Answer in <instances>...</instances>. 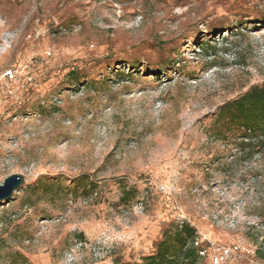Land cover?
<instances>
[{"label":"rangeland","instance_id":"374dc122","mask_svg":"<svg viewBox=\"0 0 264 264\" xmlns=\"http://www.w3.org/2000/svg\"><path fill=\"white\" fill-rule=\"evenodd\" d=\"M11 67L0 264H141L182 222L264 264V151L216 121L264 84V0H0Z\"/></svg>","mask_w":264,"mask_h":264},{"label":"trees","instance_id":"16d2710c","mask_svg":"<svg viewBox=\"0 0 264 264\" xmlns=\"http://www.w3.org/2000/svg\"><path fill=\"white\" fill-rule=\"evenodd\" d=\"M74 76L75 73H70ZM218 126L222 129H241L239 146L241 152L253 149L264 151V84L253 86L239 98L225 104L219 109L216 117ZM82 192L94 185H87L80 179ZM135 196V190L125 191L121 200L128 204ZM196 230L186 222H182L172 232L162 235L155 253L143 259L141 264H195L198 250L190 242L195 237ZM255 257L264 261V237L255 250ZM116 264H128L116 262Z\"/></svg>","mask_w":264,"mask_h":264},{"label":"built area","instance_id":"2783aa9c","mask_svg":"<svg viewBox=\"0 0 264 264\" xmlns=\"http://www.w3.org/2000/svg\"><path fill=\"white\" fill-rule=\"evenodd\" d=\"M20 74V69L14 67L5 69L0 73V100L3 96L13 95L14 83L17 75ZM190 244L198 250V259L195 264H236L237 260L243 257L242 254L247 252L236 244L214 242L197 231Z\"/></svg>","mask_w":264,"mask_h":264},{"label":"water","instance_id":"95a60500","mask_svg":"<svg viewBox=\"0 0 264 264\" xmlns=\"http://www.w3.org/2000/svg\"><path fill=\"white\" fill-rule=\"evenodd\" d=\"M25 184V179L22 175L8 176L2 184H0V201L9 199L12 193L19 187Z\"/></svg>","mask_w":264,"mask_h":264},{"label":"bare ground","instance_id":"6f19581e","mask_svg":"<svg viewBox=\"0 0 264 264\" xmlns=\"http://www.w3.org/2000/svg\"><path fill=\"white\" fill-rule=\"evenodd\" d=\"M208 238V237H207ZM210 239V238H209ZM212 240V239H211Z\"/></svg>","mask_w":264,"mask_h":264}]
</instances>
